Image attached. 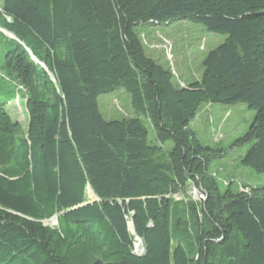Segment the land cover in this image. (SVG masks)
Listing matches in <instances>:
<instances>
[{
    "label": "trees",
    "instance_id": "16d2710c",
    "mask_svg": "<svg viewBox=\"0 0 264 264\" xmlns=\"http://www.w3.org/2000/svg\"><path fill=\"white\" fill-rule=\"evenodd\" d=\"M177 21L227 37L191 84L142 38ZM0 76L29 115L25 130L0 97V264H264V187L223 189L225 151L190 128L207 105H246L235 146L264 176V0H3ZM119 90L136 116L107 121L99 98Z\"/></svg>",
    "mask_w": 264,
    "mask_h": 264
},
{
    "label": "rangeland",
    "instance_id": "374dc122",
    "mask_svg": "<svg viewBox=\"0 0 264 264\" xmlns=\"http://www.w3.org/2000/svg\"><path fill=\"white\" fill-rule=\"evenodd\" d=\"M2 5L3 0H0V7ZM142 31L143 41L147 45V54L172 71L175 83L184 85L201 80L205 58L227 38L210 33L202 25L188 21H177L170 25L150 27ZM0 97L3 101L10 100L8 104L10 114L27 130L29 115L26 104L22 99V93H18L12 77L0 76ZM99 106L107 121L136 116L131 106V95L124 90L101 96ZM204 108L191 123L190 128L197 133L203 146L221 148L225 151V157L216 160L211 166V172H218L217 178L222 183V188L230 184L241 185L244 182L254 189L264 187L263 175L256 174L250 168L241 165V160L249 146H235L237 140L249 132L255 113L244 104L233 107L211 104ZM150 137L151 140L154 139L152 133ZM165 147L170 150L173 144L167 143ZM54 222L51 220L45 224L53 227Z\"/></svg>",
    "mask_w": 264,
    "mask_h": 264
},
{
    "label": "built area",
    "instance_id": "2783aa9c",
    "mask_svg": "<svg viewBox=\"0 0 264 264\" xmlns=\"http://www.w3.org/2000/svg\"><path fill=\"white\" fill-rule=\"evenodd\" d=\"M188 197L191 198L192 200L196 201V202H201V201H205L206 197L205 194L195 188H190L189 192H188ZM177 200H183L184 196H176ZM143 252V248L142 245H140L139 243L136 245V253L137 254H141Z\"/></svg>",
    "mask_w": 264,
    "mask_h": 264
},
{
    "label": "water",
    "instance_id": "95a60500",
    "mask_svg": "<svg viewBox=\"0 0 264 264\" xmlns=\"http://www.w3.org/2000/svg\"><path fill=\"white\" fill-rule=\"evenodd\" d=\"M3 33H4L5 35H7L9 38L14 39V40H17L14 36H12L11 34H9V33H7V32L3 31ZM34 60H35V59H34ZM90 197H91L94 201L97 200V198L95 197V195L93 194V192H92L91 190H90ZM52 220L55 221V226H57V225H58V218L55 217V218H53ZM137 241H138V243H139L140 245H142V241H141L140 239L137 238Z\"/></svg>",
    "mask_w": 264,
    "mask_h": 264
},
{
    "label": "bare ground",
    "instance_id": "6f19581e",
    "mask_svg": "<svg viewBox=\"0 0 264 264\" xmlns=\"http://www.w3.org/2000/svg\"><path fill=\"white\" fill-rule=\"evenodd\" d=\"M55 223V222H54ZM52 224V223H51Z\"/></svg>",
    "mask_w": 264,
    "mask_h": 264
}]
</instances>
